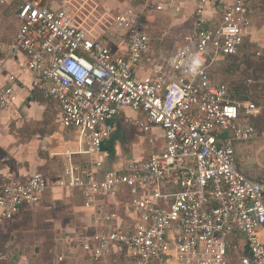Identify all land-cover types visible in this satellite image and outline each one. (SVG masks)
I'll return each instance as SVG.
<instances>
[{"label":"built area","instance_id":"built-area-1","mask_svg":"<svg viewBox=\"0 0 264 264\" xmlns=\"http://www.w3.org/2000/svg\"><path fill=\"white\" fill-rule=\"evenodd\" d=\"M139 1L151 11L174 14L182 1L195 2L192 28L180 35L174 52L158 57L152 79L136 74L152 38L147 15L135 7L111 21L113 38L125 33L120 42L125 54H115L113 38L101 33L89 0H64L58 9L43 0H18L19 30L5 45L24 53L21 72L37 74L45 96L60 105L59 131L51 139L64 142L62 149H53L64 157V177L56 187L85 186L87 209L98 197L130 194L133 222L106 232L82 227L75 238L93 260L121 244L133 264H264V180L237 166V144L264 139V128L251 122L263 108L211 72L213 64L259 46L261 71L246 84L264 90V26H256L251 0L216 6L212 0ZM7 2L0 0V6ZM209 5L219 10L211 14ZM15 79L10 75L0 88V122L18 99ZM122 107L144 114L138 120L144 131L160 127L163 148L123 171L104 170V142ZM69 128L79 132L77 140L65 138ZM74 154L89 155L88 170L73 161ZM50 187L41 172L7 184L0 195V225L38 204ZM104 217L111 222L118 214L108 211ZM238 237L246 241L244 250ZM64 258L62 251L59 259Z\"/></svg>","mask_w":264,"mask_h":264},{"label":"crops","instance_id":"crops-1","mask_svg":"<svg viewBox=\"0 0 264 264\" xmlns=\"http://www.w3.org/2000/svg\"><path fill=\"white\" fill-rule=\"evenodd\" d=\"M89 1L100 17L98 28L106 37L113 38L112 18L126 7H135L147 15V31L152 43L136 72L137 77L143 80L157 75L158 57L174 52L179 46L176 40L179 26L192 24L195 9L194 1H182L178 14L169 10L151 11L139 0ZM223 1L212 0V3L215 5ZM43 2L52 9H58L64 0ZM18 7V0H8L0 6V41L3 43L0 45V88L7 85L10 75H15L14 85L18 94L17 101L5 111L0 122V195L10 182L27 179L36 172L43 173L51 187L38 204L24 207L13 219L0 225V264H7L10 259L13 264H133L134 260L121 244H115L110 254L93 260L75 238L79 228L88 227L90 232H106L118 224H130L135 214L128 208V190L116 196L98 197L93 208L87 209L84 206L85 186L66 190L56 187L64 177V157L53 154V149H62L65 145L64 142L56 143L51 138H44L58 128L55 120L62 111L57 100L45 96L37 74L21 72L19 62L25 57L24 53L14 52L5 46L16 39L20 26ZM209 10L212 14L219 8L209 5ZM152 28H163L164 32L155 37ZM121 36H125V33L113 38L115 54L127 52L120 43L123 41ZM254 85L261 88L259 84ZM244 93L249 95L248 91ZM249 98L263 108L264 114V100H254L256 97L252 94ZM144 119L142 112L129 107L120 108L114 119L115 131L104 142L108 150L104 170L123 171L132 161L144 160L163 148V130L154 126L150 132L144 131L138 124V120ZM64 135L67 139L77 140L79 132L69 128L64 130ZM150 137L159 139L150 142ZM73 161L80 164L83 171L88 170L86 163L89 155L74 154ZM242 170L245 172L246 168ZM108 211H115L118 217L107 221L104 215ZM62 251L65 252V258L60 260Z\"/></svg>","mask_w":264,"mask_h":264},{"label":"rangeland","instance_id":"rangeland-1","mask_svg":"<svg viewBox=\"0 0 264 264\" xmlns=\"http://www.w3.org/2000/svg\"><path fill=\"white\" fill-rule=\"evenodd\" d=\"M254 9V19L256 26L262 28L264 26V0H252ZM118 14V13H117ZM116 15V14H115ZM192 28L190 24H181L176 33V40L180 44V35ZM152 35L155 37L160 36L164 31L163 28H152ZM256 46H248L244 49L243 53L237 57L225 58L211 66V72L214 78L218 81L230 83L234 89H239L240 92L248 91L249 95L255 96L254 100H264V91L257 87V85L249 87L245 82L251 75H258L261 71V63L257 60ZM245 94V93H242ZM261 128H264V114L251 118ZM56 123V122H55ZM59 131V127L55 128L53 132L44 139H49L51 136ZM61 143V142H59ZM238 157L237 166L242 170L246 168L245 173L256 180H264V139H255L249 141H241L237 144ZM55 151V150H53ZM238 242L241 250L245 249L246 241L238 237ZM10 259L9 263L13 264Z\"/></svg>","mask_w":264,"mask_h":264},{"label":"trees","instance_id":"trees-1","mask_svg":"<svg viewBox=\"0 0 264 264\" xmlns=\"http://www.w3.org/2000/svg\"><path fill=\"white\" fill-rule=\"evenodd\" d=\"M237 56H239V55H236V56H229L228 58H233V57L235 58V57H237ZM234 91L237 93V95H240V96H241L242 93H244L245 90H244V91L242 90V91L240 92L239 89H234ZM246 92H247V91H246Z\"/></svg>","mask_w":264,"mask_h":264}]
</instances>
